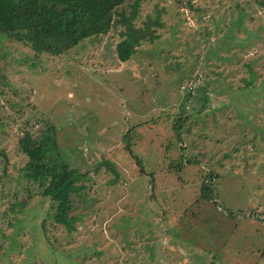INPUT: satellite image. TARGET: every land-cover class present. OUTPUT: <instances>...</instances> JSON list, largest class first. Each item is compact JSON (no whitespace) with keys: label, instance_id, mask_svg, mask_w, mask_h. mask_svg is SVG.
Here are the masks:
<instances>
[{"label":"rangeland","instance_id":"374dc122","mask_svg":"<svg viewBox=\"0 0 264 264\" xmlns=\"http://www.w3.org/2000/svg\"><path fill=\"white\" fill-rule=\"evenodd\" d=\"M119 18L62 53L0 34V264H264L263 7L139 0L124 61ZM47 123L85 173L71 232L19 170Z\"/></svg>","mask_w":264,"mask_h":264},{"label":"trees","instance_id":"16d2710c","mask_svg":"<svg viewBox=\"0 0 264 264\" xmlns=\"http://www.w3.org/2000/svg\"><path fill=\"white\" fill-rule=\"evenodd\" d=\"M264 9V0H253ZM124 0H0V34L29 43L35 50L62 53L83 38L107 33L119 20L126 25L122 37L115 45L117 58L128 59L134 45L146 36L145 26L135 25L139 0L131 3L126 15L118 6ZM156 21V20H154ZM159 21L157 20L156 23ZM19 147L27 160L19 170L28 182L30 197L33 193L48 197L53 202V220L68 232L76 229L77 215L69 214L73 207V194L80 193L84 172L51 153L58 151L53 124L47 123L38 135L28 129L19 137ZM0 154H4L3 151ZM5 156V155H4ZM210 172L201 185V196L210 199L212 180ZM36 186V192L32 191ZM26 201L21 202V206Z\"/></svg>","mask_w":264,"mask_h":264}]
</instances>
